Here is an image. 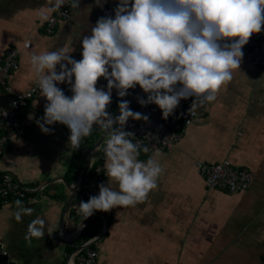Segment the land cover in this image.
Returning a JSON list of instances; mask_svg holds the SVG:
<instances>
[{
	"label": "crops",
	"instance_id": "obj_1",
	"mask_svg": "<svg viewBox=\"0 0 264 264\" xmlns=\"http://www.w3.org/2000/svg\"><path fill=\"white\" fill-rule=\"evenodd\" d=\"M116 3L64 0L60 10L68 9L71 16L49 35L45 30L48 20L40 17L43 13L50 18L57 11L48 13L47 0H0V64L8 48L22 52L21 68L9 83L15 93H26L38 80L30 64L33 52L64 47L72 58L80 60L83 37L91 34L100 17L112 15ZM29 41L32 47L27 49ZM250 46L246 44L243 52ZM244 62L215 101L198 107L200 118L171 153L140 154V160L155 156L163 165L157 187L135 207L102 212L92 221L102 227L92 240L76 241L85 220L64 211L86 152L105 134L96 131L94 145L82 141L79 149L71 148L67 126L56 123L48 126L54 129L52 134H44L36 124L44 115L45 98L39 96L25 106L21 117L28 131L6 145L0 158V174L11 173L33 193L22 204L34 211L19 222L14 215L15 202L0 208V236L14 264H67L65 253L93 240L101 264H264V70ZM106 84L101 78L97 87L106 90ZM129 93L124 99L130 101L135 96L132 104L136 106L139 95L147 98L139 86ZM120 99L114 89L112 101ZM12 101L13 95L0 87V111ZM191 104L187 102L189 108ZM104 142L93 159L104 158ZM78 153L81 161L72 167ZM199 161H229L234 168L252 172L255 179L245 193L211 192L198 170ZM111 187L118 186L113 182ZM103 216L110 223L107 231ZM36 217L45 219V235L28 243L25 233ZM61 224L63 235L58 234Z\"/></svg>",
	"mask_w": 264,
	"mask_h": 264
},
{
	"label": "clouds",
	"instance_id": "obj_2",
	"mask_svg": "<svg viewBox=\"0 0 264 264\" xmlns=\"http://www.w3.org/2000/svg\"><path fill=\"white\" fill-rule=\"evenodd\" d=\"M47 4L52 13L61 9L64 0H47ZM113 12L100 17L91 34L83 37L80 60L64 47L30 56L40 96L47 101L44 115L35 121L41 131L52 134L54 129L48 126H67L68 143L74 149L91 135L94 125L105 134L109 182L98 186V195L80 201L77 214L84 220L97 211L143 203L164 172L155 156L139 159L148 148H142L139 140L133 142L134 133L125 130L130 118L149 120L130 109V101L124 99L129 90L139 86L147 98L138 96L137 102L158 106L165 121L175 115L182 100L192 99L188 109L192 112L217 99L240 68L244 46L253 34L264 31V0H117ZM40 18L47 21L49 15L42 13ZM101 78L107 81L106 90L97 87ZM61 84L69 86L71 96ZM114 89L121 98L118 116L107 110ZM15 203L17 222L32 215L33 208L20 200ZM45 224L40 217L31 220L25 241L43 238Z\"/></svg>",
	"mask_w": 264,
	"mask_h": 264
},
{
	"label": "built area",
	"instance_id": "obj_3",
	"mask_svg": "<svg viewBox=\"0 0 264 264\" xmlns=\"http://www.w3.org/2000/svg\"><path fill=\"white\" fill-rule=\"evenodd\" d=\"M112 15H114V12ZM70 16L71 13L68 9L60 10L53 14L46 23L45 30L47 34H55L59 22L70 18ZM248 43H250L251 46L248 50L244 51L243 60L253 67L264 70V31L253 34ZM25 47L30 49L32 47V42H27ZM21 54V50L17 47L8 48L5 59L3 63L0 64V87L13 95V101L10 106L0 111V158L3 156L6 145L12 144L14 140L25 136L27 133L28 128L21 117L22 109L40 96L37 82L31 86V89L26 93L20 95L16 94L13 87L9 84L13 75L21 68ZM58 86L64 90L66 95H72L67 84ZM107 110L110 113V106ZM133 111L149 117L148 121L143 119L133 120L130 118L125 127L126 131L134 133V136L131 137L133 142L139 140L142 148H148V152H140V154L145 155H153L158 152L171 153L182 140L186 128L192 126L201 116L198 107L194 111L189 112L186 121H184L183 129V127L179 125L173 128L167 127L166 123L163 121L161 110L155 104L147 106L137 104V108ZM4 113H7V115H4ZM92 131H101V129L99 126L94 125ZM152 137H158V140ZM104 162L103 157L94 158L92 160L80 194L70 207V212L73 216L83 218L77 214L80 201L87 202L91 196L98 195V186L101 183L106 184L107 178ZM197 166L200 174L205 178L208 190L211 192L220 191L231 195L245 193L249 190L255 179L252 172L245 169L234 168L229 161L219 164L199 161L197 162ZM31 195H33V193L27 190L14 175L11 173L0 174V200L2 206H9L17 200L24 202L29 199ZM101 214L102 212L97 211L92 217L83 221L84 227L80 228L77 232L76 241L81 239L83 234H85L92 225V222L89 225V221H94L99 218ZM92 239L94 238H91V240ZM93 242L94 240L91 242H83L81 246L75 247L74 252L65 253L64 258L67 260V264H101L99 251L91 246ZM0 264H14L12 255L2 241L1 236Z\"/></svg>",
	"mask_w": 264,
	"mask_h": 264
},
{
	"label": "trees",
	"instance_id": "obj_4",
	"mask_svg": "<svg viewBox=\"0 0 264 264\" xmlns=\"http://www.w3.org/2000/svg\"><path fill=\"white\" fill-rule=\"evenodd\" d=\"M188 101H192V99L190 98V99L186 100V102H181L179 107L176 109L174 116H170L168 118V120H166V121L163 119V121L166 123L167 127L173 128L176 125H179L180 127L184 126V121H186V119H187L186 117L189 114V111H188L189 106L187 105ZM119 102L120 101H115V100L112 101V103L110 104V113L111 114L115 115V113L119 109V107H118ZM136 108H137V106L135 104H132L130 107V109L132 111L135 110ZM95 132L96 131H94V132L92 131L91 135L85 137L83 139V141L91 142L92 145H94L95 140H97V138H98V137L94 136ZM81 157H82L81 153L75 154L74 161L72 162V167H75V165L77 166V164L80 163ZM0 208H1V200H0ZM101 230H102V227L99 226V224L93 223L88 228L86 233L83 234L82 238L85 240H90L91 238L97 236L101 232Z\"/></svg>",
	"mask_w": 264,
	"mask_h": 264
},
{
	"label": "water",
	"instance_id": "obj_5",
	"mask_svg": "<svg viewBox=\"0 0 264 264\" xmlns=\"http://www.w3.org/2000/svg\"><path fill=\"white\" fill-rule=\"evenodd\" d=\"M135 99V96L130 100V106L133 103V100ZM120 114V113H119ZM118 114V115H119ZM116 115V116H118ZM105 141V135L101 137V139L93 146V148H90L85 155V159H83V166H82V170L81 173L79 174L76 183L74 185L71 186V192L72 195L67 203V206L65 208V215L69 212L71 205L73 204V202L75 201V199L77 198V196L80 194L83 182H85V179L87 178V174L89 172L92 160H93V156L96 153V151H98L100 149V147L102 146L103 142ZM103 215V214H102ZM105 219V223H106V231L109 228V220L106 218V216H103ZM92 220L89 221V225L91 224ZM65 227L63 226V224H61L60 229H59V235H61V232H64ZM60 238V237H59ZM100 241V240H97ZM77 243V242H76ZM94 245V242L91 244V246Z\"/></svg>",
	"mask_w": 264,
	"mask_h": 264
},
{
	"label": "rangeland",
	"instance_id": "obj_6",
	"mask_svg": "<svg viewBox=\"0 0 264 264\" xmlns=\"http://www.w3.org/2000/svg\"><path fill=\"white\" fill-rule=\"evenodd\" d=\"M244 61H242V63H243ZM244 63H246V62H244ZM261 69V68H260ZM191 127V126H190ZM190 127H188V128H190ZM188 128H186V132H187V130H188ZM183 129H184V126H183ZM186 132H184V134L183 135H186ZM198 167V166H197ZM78 223V222H77Z\"/></svg>",
	"mask_w": 264,
	"mask_h": 264
}]
</instances>
